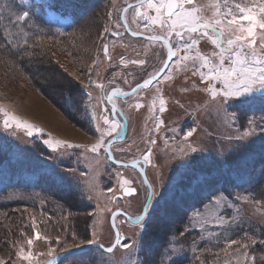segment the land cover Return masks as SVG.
<instances>
[{"label":"rangeland","instance_id":"obj_1","mask_svg":"<svg viewBox=\"0 0 264 264\" xmlns=\"http://www.w3.org/2000/svg\"><path fill=\"white\" fill-rule=\"evenodd\" d=\"M197 2L201 6H204L209 4L210 0H197ZM129 3H135V0H107L102 7L96 8L90 16H84L85 18L72 28V31L63 32L61 30L62 28L73 25L71 15L60 11V9L54 6L56 3L53 1L49 3L45 0H29V5L33 6L34 10L40 13L43 20L53 26L55 25L56 28L52 32L54 37L51 39H49V36L42 38L43 40L40 43L42 48L48 51L53 65L60 69L67 79L75 83L74 85L78 92L87 90L84 87L87 84V80L83 73L91 67V59L97 54L101 43L99 36L103 33V29L108 27L110 31L118 30L124 33V27L116 29L115 26L122 9ZM205 14L211 15V12L206 11ZM131 17L132 12L130 10L127 14L129 23H131ZM131 27L134 29L136 25L132 24ZM105 40L109 43L112 57L111 66H109L107 60H104L96 69V74L92 76V79L97 82H102L107 86L108 81L112 79L114 74H127L128 72H132V75L127 77V84L124 83V80L119 75L116 76L113 87H118L123 91L130 90L136 83L142 82V79L147 77L145 70H142L136 65L129 64L127 68L120 65V58L122 56L128 59H147L149 65L146 71H151L152 65L156 63L154 53L160 52L161 59L166 56V49L161 48L159 45L146 48L147 41L144 38L131 37L126 32L122 39L106 36ZM199 49L204 54H210L214 50V46L209 41L202 40L199 44ZM145 53L147 54L145 55ZM157 66L159 65L157 64ZM54 70L55 72L52 77L49 75V72L48 76H42L41 82L44 85H46L47 77H49L51 80L50 85L53 86L49 87V85H46L48 87L46 88L47 92H52L53 88L60 90L57 83L62 84L68 82L66 79L60 77L58 70V72L56 69ZM71 73H76L79 79H74L70 75ZM36 81L39 82V79ZM33 83L34 80L16 69L12 61L0 59V105L6 106L7 110L13 115L43 129L45 133H51L52 137L56 139L68 140L72 143L84 145H91L95 142L96 136L88 131L87 124L81 127L82 125L77 120L74 119L75 122L73 121V123L63 116L49 102L46 97L47 95L38 90ZM159 87L161 88L160 96L166 101V111L164 113L156 112V115L164 121L160 131H153V112L149 109V106L156 96V86L154 85L152 88L144 90L141 93V103L144 104V107L139 110L134 107H129L134 102L131 98H127V102H125L126 99L116 101L118 109L123 110L125 113L121 117V122L122 120H126L127 126L124 140L115 145L117 149H124L122 152H115L116 159L127 163L141 158L142 154L149 147L152 148L153 162L158 167L152 168L149 166L146 167V171L148 178L153 181L157 192L160 191L161 187L167 191L170 187V178H173L172 183H175V178L183 177L185 173L184 169L179 167L183 161L178 157L174 158L172 154V150L177 145L183 146L182 138L184 134L193 128L196 130L193 136L189 138V143H193L200 149L195 154L196 156L206 155L219 157L221 153L230 156L235 151L240 150L241 145L245 141L235 139L241 133L235 130L230 117L226 118L223 115V108H226L229 114H232L233 111L231 110L233 107L240 104H264V89H260L253 94L250 100L245 99L241 101L239 99H230L223 102V107H220L223 98L217 97L214 101L210 92L205 90L207 85L201 82L199 75L193 76L191 70L174 71L173 79L161 83ZM110 89L109 87L108 90ZM184 89H187V91H184ZM91 91L93 97L97 98V112L99 113L103 107L99 103L101 90L94 87ZM158 106L159 100L157 99V109ZM47 107L51 108L56 115L51 117L50 115L47 116V119H45L47 126H43L41 124L42 122L36 123L30 119H26H35L32 114L36 112L48 115L46 112H51V110H47ZM56 117H59L64 125H61L60 121L56 120ZM3 119V114L0 113V149L7 154V159L0 165V204L16 205L19 203L22 205L34 203L39 208L43 207L40 190L42 188L44 189L47 182H61L52 174L49 165L55 166L57 171L65 175L69 174L70 170H75L72 174L80 182V187L77 189L80 195L81 191L86 187L85 180L91 176H98L99 187L103 190V193L94 195L91 200L86 195L83 198L81 196V199L86 204L83 205V211L81 213L72 211L70 213L48 217L40 211H29L28 208L14 206L5 212H1L0 227L3 228V236L10 239V234L8 235L7 233L9 231L5 225L13 220V217H16L17 213L20 216L22 215L20 218L22 219L21 224L25 228V234L27 235H24L19 242L15 241L13 244L10 243L7 245L0 239L2 243V245L0 244V261H10L12 264H26V262L19 261L15 253L19 250L20 246H24L28 250L26 244L28 236H33L34 239V232L31 228L33 218H35L37 225L35 231H39L42 234H50L55 237L59 233L61 239L67 236L71 244L72 233L77 234L80 238H84L86 235L90 237L91 233L95 231L99 234L101 242L107 245L109 240L114 237L109 224V218L112 213L108 209L112 211L121 209L128 216L140 214L145 198L143 193L138 197H124L118 203L110 202L107 199V197L111 196V193L107 192V188H116L118 186L117 172L126 178L134 179L136 181L135 186L140 190L141 185L139 181L141 177L138 175L137 170L115 167L109 164L108 160L102 155L93 156L92 153L82 152L79 149L69 150V154L63 156L62 159H52L51 156L47 155L48 150L43 146L40 139L30 138L23 131H19L16 135H13L11 130L3 129ZM261 123L260 121L256 124ZM100 126L103 127L102 121H100ZM172 128L177 129L176 134L169 131ZM260 132V128L255 129V134L247 141L248 145L250 143L256 144L258 140L263 141L260 138H264V135H260ZM173 135L177 136L176 140L172 141L169 139L166 144L165 137H171ZM47 138L46 135L43 137V139ZM149 139H155L157 143L155 145H149ZM36 147H38L41 153L40 155L37 153ZM82 173L86 174L82 175ZM41 176L43 178L40 179ZM55 192L62 194L59 188H56ZM237 197L236 195L232 198L231 202L234 206L230 209H225L224 214L230 217L234 216L239 221V226L237 227L234 224L232 230L224 233V235L232 236L234 230L242 229L244 232L251 233L254 238L259 239L264 235V204L247 200L249 198L248 194L239 195L240 199H237ZM71 200L65 199V201L70 203ZM171 202L172 199L169 200V204L165 205V207L169 208V217L171 221H174L177 216L171 209ZM198 210L202 212L204 221L210 222L214 219L213 213L215 210L211 206L206 209L201 207L193 208L188 214V218H190L188 228L185 226L180 228L179 224L174 226L175 222L174 224L171 221L168 222V219H165L166 217L161 218L160 211L157 210L154 218L144 232L143 240L150 243V238L162 232V224L166 225L170 231L176 227V231H172L171 235L173 232L177 234L184 232L183 236L177 235L175 241V246L183 249L176 256L177 264H200L202 261H207V264H217L215 260L217 255L222 262L224 260V253L221 251L223 243L218 248L216 246L215 235L209 236L208 232L201 233L198 227L191 226L200 222L192 219ZM94 213H97L95 217L93 216ZM157 218L160 219L158 225H156ZM114 223L115 227L119 229L121 236L128 238L126 242L134 243L141 239L140 225L131 224L119 216ZM209 231H212V229H209ZM215 231L222 232L223 229H216ZM18 232L19 230L16 233ZM188 232L191 234L190 238L187 237ZM169 236L167 235V239H171ZM165 237L164 235L163 240H165ZM193 241H195V244ZM76 243L78 244L79 241ZM48 247L49 245L46 241H36L34 239L31 250L34 253H47ZM52 247L56 248L57 253L63 251L61 247L55 244ZM160 247L152 246V251L142 252L140 258L146 264H154V261L156 264H161L156 255ZM258 247L260 249L259 245L254 248L257 256L260 255L257 251ZM126 255L127 250L117 248L113 253L106 254L104 258L109 264H121V261ZM100 257V251L94 249L87 254L83 253L82 255L70 257L69 260L63 261V264H75L78 261H83L84 264H99ZM44 258L46 259L47 257ZM240 259L243 261L244 258L241 257ZM163 264H166V261ZM230 264H237V261L233 260Z\"/></svg>","mask_w":264,"mask_h":264},{"label":"snow or ice","instance_id":"obj_2","mask_svg":"<svg viewBox=\"0 0 264 264\" xmlns=\"http://www.w3.org/2000/svg\"><path fill=\"white\" fill-rule=\"evenodd\" d=\"M32 7L29 5V0H0V25H3L0 27V48L9 50L12 55H32L30 49L38 46L32 39L34 35L32 31L34 24L31 21L34 15ZM130 10L132 12L131 23L127 18ZM206 11L211 12V15H206ZM132 24L136 25L134 29L131 27ZM115 27L116 29L124 27L132 37H144L147 41L146 48L159 45L166 49V56L161 59L160 52L154 53L156 63L152 65L151 71H146L149 65L147 59H128L122 56L120 65L125 68L129 64L136 65L145 70L147 77L131 87L130 91H123L113 85L117 75L127 84V77L131 76L132 72L114 74L107 86L102 82L94 81L92 76L96 74V69L104 60H107L111 66L112 57L109 43L105 37L114 36L122 39L118 30L110 31L108 27L103 29V33L99 36L101 43L97 54L91 59V67L83 73L87 80V84L84 86L87 90H82L75 95L70 91L66 104V110L70 114L75 111L82 117L78 123L87 124L88 131L96 136L94 143L84 145L56 139L52 137L51 133H45L36 125L13 115L6 106L0 105V113L4 117L2 120L4 130H11L13 135L23 131L30 138L40 139L48 150L47 155L52 159H62L63 156L69 154V150L79 149L82 152H90L93 156L102 155L106 160L114 161L122 167L138 169V175L141 177L140 190L135 186L134 179L126 178L117 172L118 186L107 188V192L111 193L107 199L110 202L118 203L125 196L138 197L143 193L145 198L140 214L127 216L128 222L140 225L141 239L134 243H128L126 242L128 238L122 237L119 229L115 228L114 222L117 217L127 215L121 209L114 212L108 209L112 213V227L115 231L114 239H110L107 245L101 242L99 234L95 231L91 233L90 237L86 235L84 238L72 233L71 244L67 236L61 239L59 233L55 237L50 234H42L35 231L37 225L33 218L31 228L34 232V239L46 241L49 245L48 251L47 253H34L31 250L34 243L33 236H28L26 240L28 250L24 246H20L15 256L26 264H63V261L69 260L70 257L79 255L78 249L94 245L101 253L99 264H109L104 257L106 254L113 253L117 248L127 250V255L121 264H146L140 258V254L144 251L151 252L152 246L143 240V236L157 210L160 211L161 218L168 216L169 209L165 205L170 199H182L186 194H195L198 189L201 192L208 190V195L201 200V208L206 209L211 206L215 210L214 219L210 222L204 221L202 212L198 210L192 219L200 222L191 226L198 227L201 233L208 232L209 236L215 235L218 248L223 243L221 251L224 253V260L221 262L217 255L215 257L217 264H230L233 260L237 261V264H256L257 259L260 264H264V235L259 239L247 232L238 239L224 235L232 230L234 224L238 227L239 221L234 216L230 217L224 214L225 209L234 206L231 202V194L220 188H212L211 175L195 170L194 164L199 159L195 154L200 149L193 143H189V138L196 131L194 128L183 135V146L177 145L172 150L173 157H178L183 161L179 167L183 168L186 173L194 174L192 178L187 179V187L182 184L185 177L175 178V183H172L173 178H170L169 189L166 191L161 187L157 192L146 171V167H158L153 162L151 147L142 154L141 158L134 159L131 164L124 163L116 159L115 156V152L124 151V149L115 148V142L118 139H123L122 134L126 131V125L121 123L120 118H117L125 115L124 111L117 107V98L125 97V102H127V98H131L134 102L129 107L139 110L144 107V104L141 103V93L155 85L156 96L149 109L153 112V131L159 132L164 121L156 115V112L164 113L166 111V101L160 96L159 85L172 80L174 71L191 70L193 76L199 75L201 82L207 85L205 90L210 92L214 101L217 97L223 98L220 107H223V102L230 99L250 100L255 92L264 89V0H210V3L204 6H201L197 0H135L134 4L129 3L122 9V19L117 21ZM202 40H207L214 46V50L210 54L200 51L199 44ZM65 71L67 70L65 69ZM70 75L74 79H79L76 73ZM71 84L72 81H69L70 86ZM94 87L101 90L99 103L103 107L99 113L97 112V98L93 97L91 91ZM109 87L111 91L108 90ZM157 99L159 100L158 109L156 108ZM223 115L226 118L230 117L233 124L236 123V114H229L227 109L223 108ZM261 119L264 121V116ZM100 121H102L103 127L100 126ZM247 123L248 127L241 125L243 131L235 137L238 141H245L239 150L241 154L236 157L241 164L247 162V141L255 134V129L260 128V135H264V123L256 124L254 119L248 120ZM169 131L177 133L175 128L169 129ZM237 131L241 130L237 129ZM45 135L48 137L47 139H43ZM176 138V135L166 136L165 143L167 144L169 139L175 141ZM156 143L155 139L148 140L149 145ZM229 166L228 156L223 153L219 154L216 160L217 169L227 170ZM49 167L52 174L65 184L68 191L75 193L79 189L80 182L72 174L75 170H70L69 174L65 175L57 171L55 166L49 165ZM85 174L82 173V175ZM84 183L86 187L81 191L82 198L86 195L91 200L94 195L103 193L99 187L98 176L88 177ZM257 203L261 202L257 201ZM96 215L97 213L93 214L94 217ZM216 229H223V231L218 232L215 231ZM161 230L162 235L166 237L171 235V231L166 225L162 224ZM178 235L183 236L184 232H180ZM77 241H79L78 244ZM175 241V235H172L171 239L165 238L160 249L156 252L161 264L165 261L166 264H177L176 256L183 249L176 247ZM193 243L195 244V241ZM53 244L61 247L63 251L57 253L56 248L52 247ZM257 245L260 246L259 257L250 251ZM241 257L244 258L243 261H241ZM0 264H12V262L0 261ZM75 264H84V262L78 261ZM154 264H156L155 261ZM200 264H207V261H202Z\"/></svg>","mask_w":264,"mask_h":264},{"label":"trees","instance_id":"obj_3","mask_svg":"<svg viewBox=\"0 0 264 264\" xmlns=\"http://www.w3.org/2000/svg\"><path fill=\"white\" fill-rule=\"evenodd\" d=\"M45 1L49 3L51 1L55 2L56 5L54 4V6L60 9V11L71 15L72 17L71 22L73 23V25L72 26L68 25L61 29L63 32H70L72 31V28H74L77 24H79V22L82 21V19L85 18L84 16H90L91 13L96 8L98 9L102 7L107 0H45ZM32 11L34 13V15L31 18V21L34 24V28L32 30L34 35L32 39L35 41L36 45H38L30 49L32 55L31 56L24 54L12 55V53L9 50L0 48V59L3 60L6 59L12 61L16 69L20 70L22 73H24L29 78L34 80L33 84L35 85V87L41 92H43L45 95H47L46 97L48 98L49 102H51L52 105L55 108H57L63 116L68 118L71 122H73L74 119L77 121L81 120L82 117L77 115L75 111H73L70 114L69 111L66 110V104L68 101L70 91L72 92L73 95L78 93L77 88L74 85L75 83L72 82L71 86L73 88L70 87L68 82L72 80L67 79L65 75L61 72V70L53 65V61L49 56L48 51H45L40 43L43 40L42 38H47L48 36L49 39L53 38L54 36L52 35V32L56 27L55 25L53 26L49 22L43 20L40 13L36 12L33 7H32ZM0 27H3V25H0ZM54 69H56V71L58 70L59 72L58 71L57 72L59 73L60 77L66 79V81L68 82L62 84L55 82L57 83L60 90H57L58 88L55 89L53 88L52 92L49 91L47 92L46 88L48 87L46 85H49L50 87L51 80L49 79V77H47L48 80L46 81V85H44L41 82L43 78L42 76L44 75L48 76V72H49V75H51L52 77L55 72ZM38 79L39 82L36 81ZM231 111H233V113L236 114L237 116V121L234 124V128L236 131L237 129L241 130L240 132L237 131L238 133H242L243 131L241 125H243L244 127H248L247 121L250 119H258L255 120L256 123H259L260 121L264 123V121H262L261 119V117L264 116V104H240L233 107ZM81 125L82 127L84 126V124ZM260 139H262L263 141L261 142L260 140H258L256 144L250 143L248 145L247 153H246L247 162L245 164H241L237 161L236 157L241 154L240 151L238 150L237 152L235 151L232 155L228 156L230 166L227 170L217 169L216 160L218 159V157L206 156V155L197 156L199 159L194 164L195 170L197 172H203L204 174L211 175L212 177L211 187L226 190V192L231 194V198H234V196L236 195L239 197V195L241 194H248L249 198L247 200L253 202L260 201L261 204H264V138H260ZM36 150L37 153L40 155L41 153L38 150V147H36ZM44 156L47 157L46 155ZM6 159H7V154L0 149V165ZM193 175L194 174H189L186 172L184 173L183 177H185L186 179L185 181H182V184L185 187H187V179L192 178ZM41 178H43V176H41L40 179ZM37 186H39V184H37ZM56 188H59L60 192L62 191V194L61 193L57 194L55 192ZM40 193L43 199V207L39 208L34 203H28L22 205H20L19 203H17L16 205L0 204V213L7 211L14 206V207L28 208L29 211H40L41 213L45 214L48 217L49 216L54 217L57 215H61L63 213H70L72 211L81 213L83 211V205H86L85 201L81 199V195L79 191H77V193L68 191V189L62 182H58V183L47 182L44 189L42 188L40 190ZM206 195H208V190L201 192L200 190L197 189L195 194H186L182 199L181 198L172 199L171 209L176 214L177 217H175L174 221H171L169 215L166 216L165 219H168V222L171 221L172 224H174L175 222L174 226L179 224L180 228L183 226L188 228V225L190 224V218H188L189 212L193 208L201 207V200ZM65 199H72L71 203L65 201ZM16 217H13V220H11L7 225H5L9 231L7 233L8 235L10 234V239L2 235L3 228L0 227V234H1L0 239L3 240V242L6 245L10 243L13 244L15 241L19 242L26 232L25 228H23L21 224L22 219L20 218L22 217V215L20 216V214L17 213ZM159 221L160 219L157 218L156 225L159 224ZM17 230H19L18 233H16ZM172 231H176V227L172 228L171 232ZM160 233L150 238V244L157 248L160 247L164 242L163 240L164 235ZM244 233H246L244 232V230L236 229L234 230L233 235L231 237L238 239ZM172 235H175L177 237L178 234L176 232H173ZM172 235H170L169 237L171 238ZM190 235L191 234H189L188 232L187 237L190 238L191 237ZM0 244L2 245L1 242ZM250 251L255 254L254 249ZM257 251L260 253L259 247L257 248ZM256 264H260L259 259H257Z\"/></svg>","mask_w":264,"mask_h":264},{"label":"water","instance_id":"obj_4","mask_svg":"<svg viewBox=\"0 0 264 264\" xmlns=\"http://www.w3.org/2000/svg\"><path fill=\"white\" fill-rule=\"evenodd\" d=\"M134 4V3H133ZM127 7V6H126ZM122 19V11H121V13H120V20ZM124 32H126L125 31V28H124ZM121 33V32H120ZM126 33H128L130 36H131V34H130V32H126ZM123 36V32L121 33V37ZM111 37H113V38H117V39H119L118 37H114V36H111ZM139 38V37H138ZM142 38H144V37H142ZM130 91V90H129ZM118 98H124V97H118ZM125 124V123H124ZM124 137H125V132L122 134ZM124 140V138L123 139H118V140H116V142L115 143H119V142H121V141H123ZM109 161V160H108ZM110 163H112V164H114V165H116V166H121L120 164H117V163H115L114 161H109ZM132 163V161L131 162H128L127 164H131ZM127 168H132V167H127ZM132 169H134V168H132ZM135 170H137V171H139L138 169H135ZM125 197H127V196H125ZM121 216H123L126 220H127V216L128 215H121ZM109 222H110V226H111V228H112V231H113V234H114V231H115V229L112 227V225H113V221H112V219H111V216H110V220H109ZM130 223H132V222H130ZM132 224H134V223H132ZM116 228V227H115ZM91 249H96V247L93 245V246H85V247H83V248H81V249H78L77 251H78V253L79 254H81V253H84V252H87V251H89V250H91ZM61 259H63L62 257H61Z\"/></svg>","mask_w":264,"mask_h":264},{"label":"bare ground","instance_id":"obj_5","mask_svg":"<svg viewBox=\"0 0 264 264\" xmlns=\"http://www.w3.org/2000/svg\"><path fill=\"white\" fill-rule=\"evenodd\" d=\"M92 20V19H91ZM47 110H51V112H46V113H48V115H46V114H44V113H41V114H39V113H33L32 114V116L35 118V119H32V118H27V119H30V120H32V121H34V122H36V123H41L43 126H47V122L45 121V119H47V116H49L50 115V117L51 116H56L55 115V113L53 112V110L51 109V108H46ZM19 114V113H18ZM19 115H21V114H19ZM26 118V117H25ZM57 119L56 120H59L60 121V124L62 125H64V123H63V121L61 120V119H59V117H56ZM61 118V117H60ZM44 121V122H43ZM58 121V122H59ZM65 121V120H64ZM74 121V120H73ZM75 122V121H74ZM71 123V122H70ZM78 127H80V126H78ZM82 127V126H81ZM78 256V255H77Z\"/></svg>","mask_w":264,"mask_h":264},{"label":"crops","instance_id":"obj_6","mask_svg":"<svg viewBox=\"0 0 264 264\" xmlns=\"http://www.w3.org/2000/svg\"><path fill=\"white\" fill-rule=\"evenodd\" d=\"M27 119V118H26Z\"/></svg>","mask_w":264,"mask_h":264},{"label":"flooded vegetation","instance_id":"obj_7","mask_svg":"<svg viewBox=\"0 0 264 264\" xmlns=\"http://www.w3.org/2000/svg\"><path fill=\"white\" fill-rule=\"evenodd\" d=\"M121 101V100H120Z\"/></svg>","mask_w":264,"mask_h":264}]
</instances>
